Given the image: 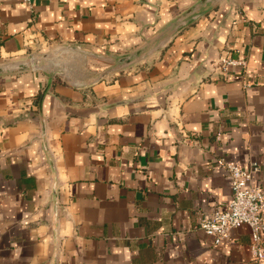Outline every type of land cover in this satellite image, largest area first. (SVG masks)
<instances>
[{
    "label": "crops",
    "instance_id": "obj_1",
    "mask_svg": "<svg viewBox=\"0 0 264 264\" xmlns=\"http://www.w3.org/2000/svg\"><path fill=\"white\" fill-rule=\"evenodd\" d=\"M0 68V264H253L199 222L264 196V0H0Z\"/></svg>",
    "mask_w": 264,
    "mask_h": 264
},
{
    "label": "built area",
    "instance_id": "obj_2",
    "mask_svg": "<svg viewBox=\"0 0 264 264\" xmlns=\"http://www.w3.org/2000/svg\"><path fill=\"white\" fill-rule=\"evenodd\" d=\"M22 2L31 5V0ZM223 64L244 65V62L225 60ZM218 164L228 176L230 196L226 209L205 215L199 222V228L217 245L229 235L231 229L246 226L250 234V260L253 264H264V196L259 186L249 183L252 173L258 171L257 164L251 162L248 169L224 159Z\"/></svg>",
    "mask_w": 264,
    "mask_h": 264
},
{
    "label": "water",
    "instance_id": "obj_3",
    "mask_svg": "<svg viewBox=\"0 0 264 264\" xmlns=\"http://www.w3.org/2000/svg\"><path fill=\"white\" fill-rule=\"evenodd\" d=\"M126 60H127V58L124 57L123 62H126ZM7 68H16V69H18V70H21V69H26L27 67H26V65L22 64L21 66H20V65H16V66H14V67H5L6 70H7ZM3 69H4V68H3ZM1 71H2V68H0V72H1ZM107 73H108V72H103V73L100 75L99 80L102 79V78H104V77L106 76Z\"/></svg>",
    "mask_w": 264,
    "mask_h": 264
}]
</instances>
